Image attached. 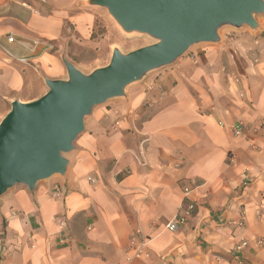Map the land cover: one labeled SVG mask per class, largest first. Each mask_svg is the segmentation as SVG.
<instances>
[{
	"label": "crops",
	"instance_id": "crops-1",
	"mask_svg": "<svg viewBox=\"0 0 264 264\" xmlns=\"http://www.w3.org/2000/svg\"><path fill=\"white\" fill-rule=\"evenodd\" d=\"M84 1L0 0V121L45 94V78H65L54 49L69 29L88 42L108 20ZM209 53L95 111L63 177L3 195L0 264H264V63ZM188 202L186 223L167 231Z\"/></svg>",
	"mask_w": 264,
	"mask_h": 264
},
{
	"label": "water",
	"instance_id": "water-1",
	"mask_svg": "<svg viewBox=\"0 0 264 264\" xmlns=\"http://www.w3.org/2000/svg\"><path fill=\"white\" fill-rule=\"evenodd\" d=\"M103 8L125 34L154 43L129 53L113 48L109 63L83 74L61 57L65 79H44L36 100L13 101L0 121V198L14 186L32 191L54 175L64 176L65 154L84 130V118L149 72L171 65L197 43H218L224 25L257 27L263 0H86Z\"/></svg>",
	"mask_w": 264,
	"mask_h": 264
},
{
	"label": "rangeland",
	"instance_id": "rangeland-1",
	"mask_svg": "<svg viewBox=\"0 0 264 264\" xmlns=\"http://www.w3.org/2000/svg\"><path fill=\"white\" fill-rule=\"evenodd\" d=\"M84 6L92 7L86 5L85 3ZM95 9L103 10L106 12V10L103 8L95 7ZM106 15L108 17V20L102 19L101 16L97 17L93 33L91 34L88 42L84 41L85 39H83L79 34L72 33V29H69L70 32L68 33L69 34L71 33V35H68L67 37L68 38L66 43L67 48L66 50L65 49L64 50L66 51V54H68L72 59L75 60L77 65L71 63L66 59L64 50L61 51V49H59L58 47L54 49V51H60L61 57H63L69 63L73 64L83 74H89L94 69L106 66L109 63L113 48H117L120 52L126 54L141 47L148 46L154 43V40L144 35L125 34L114 23L112 18L108 14ZM255 21L257 23V27L254 29H251L248 26L234 28L232 26L224 25L220 27V29L218 30V36L220 38V42L194 44L171 65L153 70L148 74H146L141 81L128 86L126 88L125 97L111 99L106 101L104 104L95 106L91 110L90 114L84 118V130L76 137L75 141L73 142V147H74L73 150L64 155V157L68 160L67 169L69 167V157L70 155H72V153L76 148L77 139L83 132H85V124L95 111L102 109L105 106L112 105V103L114 102L123 101L128 96V93L133 91L136 87L143 85L144 83H147V81H149L154 75L160 74L162 72H166L168 70H171L176 65H180L184 63L185 59L188 56L193 55L194 53L204 54L205 52L208 51L210 52L209 54L220 53L222 55V56L220 55L221 62L225 64L228 60V55L230 54V52L232 54L234 52L235 53L234 55L238 57V60H241L242 62H245L244 60H242L241 57V55L242 56L244 55L247 57L248 60L252 58L253 60L251 61L253 62L254 65H255L254 59L258 61L262 60V63H264V12L259 15H256ZM88 43H92V46L89 47ZM218 47L221 48L218 49ZM259 50L262 51V54L258 52ZM46 92H47V87H46ZM61 177L63 176L54 175L49 179H60ZM47 180H43L38 183H42ZM2 198L3 196L0 198V203Z\"/></svg>",
	"mask_w": 264,
	"mask_h": 264
},
{
	"label": "built area",
	"instance_id": "built-area-1",
	"mask_svg": "<svg viewBox=\"0 0 264 264\" xmlns=\"http://www.w3.org/2000/svg\"><path fill=\"white\" fill-rule=\"evenodd\" d=\"M40 3H45L48 0H37ZM8 41L12 42V39L10 37H8ZM239 79H236L235 82H238ZM243 94L240 93V96H242ZM244 131V124L241 122H236L235 125L232 128V132L236 137H241ZM89 181L93 182L92 179H88ZM189 190L188 189H184V194L187 195L189 194ZM51 196L52 198H56L59 199L62 197V191L60 190L58 185H54L52 188V192H51ZM196 204L194 202H188L186 205L181 206L179 208V212L176 214V216L170 220L169 222H167L164 225V228L169 231V232H175L179 229V227L183 226L186 223V220L188 219L189 215L192 213V211L195 209ZM60 226L61 227H65V221L61 220L59 221ZM136 234H140L139 232H137ZM60 244H64L65 240L61 239ZM131 246L134 245V241L133 239L130 241ZM146 245V240L144 238H142L141 247H144ZM247 246L246 242H242L239 245L236 246L235 250L237 253H240V251H242L245 247Z\"/></svg>",
	"mask_w": 264,
	"mask_h": 264
}]
</instances>
